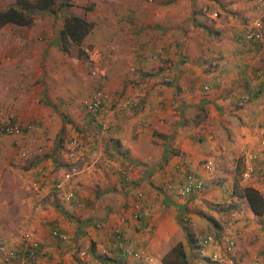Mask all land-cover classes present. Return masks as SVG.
<instances>
[{"label":"crops","instance_id":"obj_1","mask_svg":"<svg viewBox=\"0 0 264 264\" xmlns=\"http://www.w3.org/2000/svg\"><path fill=\"white\" fill-rule=\"evenodd\" d=\"M68 1L59 3L51 29L0 26V115L36 123L37 134L52 143L25 167L24 187L34 193L25 215L30 237L10 238L8 251L20 256L31 240L38 247L27 264H161L177 230L171 217L164 229L157 225L163 200L174 217L191 218L188 264L264 263V79L254 76L264 68V0ZM11 5L15 0H0V10ZM63 15L91 23L66 52L58 41ZM86 48L99 54V78L86 76L76 53ZM97 83L106 96L90 116L78 97ZM10 147V140L0 142V190L10 188L5 175L19 161ZM243 163L251 176L241 183L260 194V215L233 192L236 185L227 190ZM184 170L201 180L202 190L179 195L165 187L181 183ZM211 182L218 187L205 190ZM69 190L76 201L65 199ZM137 193L148 209L140 231L126 219ZM110 195L122 200L119 207L107 205ZM217 201L221 208L209 211L214 218L205 216L197 228L194 220L202 217L193 210ZM53 227L67 239L52 237ZM114 228L123 231V250Z\"/></svg>","mask_w":264,"mask_h":264},{"label":"rangeland","instance_id":"obj_2","mask_svg":"<svg viewBox=\"0 0 264 264\" xmlns=\"http://www.w3.org/2000/svg\"><path fill=\"white\" fill-rule=\"evenodd\" d=\"M31 1V0H29ZM62 0H52L53 4L50 6V8L48 9L49 11H45L42 10L36 14H34L32 22L29 24V26H27L26 28H32L33 30L36 31H43L45 30L47 27L49 29L55 27V25L52 24H56V15H60L61 16V10H60V5L59 3ZM68 0H65V4H68ZM70 4V3H69ZM68 7V6H67ZM56 17H55V16ZM64 16V15H63ZM66 17V16H64ZM64 18H62L63 21ZM36 20V21H35ZM51 21H53L51 23ZM34 22V23H33ZM30 25H32V27H30ZM19 26V25H16ZM93 49H77L76 53L77 55L83 60V62L85 63V71H86V76L90 77L91 75L89 74V64L87 63L86 59H87V54L89 51H91ZM82 52V53H80ZM97 52V51H96ZM98 53V52H97ZM96 62H100L99 60V55H98V59L96 60ZM88 67V68H87ZM100 73L98 74V76H94L99 78ZM99 84V83H97ZM96 84V85H97ZM96 85L94 86L91 85L89 86L90 89L89 91L83 95V96H79V102L80 105L82 107V102L83 100H85L87 98V96L92 92V90L96 87ZM102 86V84H100ZM16 120V118H14ZM13 119L14 122H16ZM0 120H9V119H4L1 115H0ZM20 123V122H19ZM28 125H30V127L28 129H26L24 132H22L20 135H16V136H10V135H5L6 136V140L3 138V136L0 137V142H5L8 143V140H10V145L12 146L11 150H13V154L19 153L20 156L18 157L19 161L16 165H11L12 168L9 167V170H7L5 175L6 178V182L9 185V189H5V186L2 185V189L0 190L2 199L1 202L4 201L5 204L3 208V210L5 211L3 216L0 217V257H2L1 255L3 254V251L6 252H10L8 251V249L10 248V243L9 240L14 239V238H23V235H26L24 237L29 238L30 234H28L25 231H29L28 229V225H29V221L27 220V216H28V211L29 208H31V201L28 203L27 200H29V196L32 198H34V193L29 191V186H28V179L26 180V177L24 176L27 171L25 169L26 166L29 167V165L31 164V158H35L37 155L38 156H42L44 154H47L50 148H51V144L49 139L46 136H40L39 134H37V131H39V126L36 123L30 122L27 123ZM72 146H76L73 145L74 143H72V141L70 142ZM203 160V159H201ZM30 162V163H29ZM203 163V162H202ZM201 163V164H202ZM200 164V165H201ZM204 164V163H203ZM203 164L201 166H203ZM247 166L243 163L242 168H237L235 169L233 172H231V182L229 181L228 185H227V190H231V184L236 185L235 189L237 192L240 191L241 187H244V185H246L245 183H241L242 179L244 178H249L251 176V172H248V175L245 177L243 176V172L246 170ZM212 170V169H208ZM212 178H215L214 175H212ZM241 183V185H240ZM24 185H26L28 188H25ZM30 185V184H29ZM210 186V187H218L217 182H211L208 184L204 185V189L206 190V187ZM203 189V185L202 188L200 190ZM199 190V191H200ZM23 192V193H22ZM16 193L15 197H12V194ZM156 196V200L159 201L160 200V195L155 194ZM25 200V201H23ZM107 202V205L109 207L111 206H117L119 207L121 205L122 200L114 197L113 195L108 196L106 199H104ZM214 203L219 204V206H214ZM212 202V206H202L199 209L193 210V213H197L199 212V214L201 215L202 218L197 217L195 218L194 222L196 223L197 228L202 229L204 226V224L202 223L201 219H205V216H211L213 217V215L209 212V211H217L219 210L220 207V203L219 201L217 202ZM1 204V203H0ZM159 205V216H163V219L160 220L162 217H159V223H157V225L159 226L160 229H164L165 225H166V221L164 219L170 218L172 219L173 225L177 227V230L173 233V241L170 246H168L164 252L162 253L161 256V260L160 263H168V264H180V260L178 259V252L175 251L176 245L180 244L181 245V249L184 253V257H185V264H188V255H187V251H186V244L192 243L191 240L194 237L193 236V232H190L189 229V225L192 222L190 219L189 215H183L182 213H179L178 215L176 214V217H174L171 213L170 207H168V204H165V202L162 203H158ZM143 208L146 209V212L148 214V209L147 207L144 205ZM168 208V209H166ZM10 211V214L5 215L6 211ZM173 212L175 211L174 209H172ZM175 214V212H174ZM27 215V216H25ZM25 216V218H24ZM188 216V218L181 220L182 217ZM216 216H218V218H220V215L217 214ZM127 217V216H126ZM174 217V218H173ZM176 218V219H175ZM214 218V217H213ZM26 219V220H25ZM145 219H146V215H145ZM189 219V220H188ZM186 221V222H185ZM169 222V221H168ZM147 224V223H145ZM189 224V225H188ZM22 226V227H21ZM24 226V228H23ZM23 228V229H22ZM23 232H25L24 234H22ZM217 233H221V231L217 230ZM215 236H217V234H215ZM20 238V239H21ZM215 239V238H214ZM35 241H31L29 240L28 242H26L27 244H33ZM35 244V243H34ZM228 246L226 248V251H228L231 247V243L228 242L227 243ZM24 245V246H26ZM7 246V247H6ZM3 247H5L4 249H2ZM2 260V258L0 259ZM230 264H237V262L235 261H231ZM264 264V263H261Z\"/></svg>","mask_w":264,"mask_h":264},{"label":"built area","instance_id":"obj_3","mask_svg":"<svg viewBox=\"0 0 264 264\" xmlns=\"http://www.w3.org/2000/svg\"><path fill=\"white\" fill-rule=\"evenodd\" d=\"M145 2H151L153 0H144ZM256 2H261L262 0H255ZM215 16V13L211 14ZM251 34H247L246 37L249 38ZM98 53L95 50H91L87 54V63L89 64V74L91 76H98L99 70L96 67V60L98 59ZM255 77H260L264 79V68H259L254 73ZM209 89L208 86H203V90ZM105 91L103 87L99 84L97 85L92 92L87 96L85 100L82 102V108L86 113L91 116H95L99 109L102 107V104L105 100ZM241 102H246L247 96L245 94L240 97ZM30 125H20L17 122H9L8 120H0V135H10L16 136L20 135L23 131L28 129ZM74 143V140H71ZM177 166L181 168V163H178ZM249 168H247L243 172V176H247L249 172ZM68 173H66V177H68ZM123 182L127 185L129 184L127 179H123ZM166 188L174 191L176 194L185 195L189 194L192 191H197L202 187L201 181L197 179L190 171H185L183 174V181L181 183H167L165 185ZM141 194L137 193L134 195V198L131 200L130 204L127 208L126 219L132 223V227L134 230H142L145 227V215L146 211L141 205ZM65 199L70 201H76L75 192L73 190H69L65 194ZM52 237L62 241L65 240L66 235L58 230H51L50 232ZM122 235L123 232L119 228H114L111 230V236L115 243L118 245L122 244ZM26 236V235H25ZM26 239V237H24ZM209 238H206L208 240ZM36 249L33 244H27L23 248L22 255L17 256L14 252H7L3 257L4 264H27L30 260H33L35 257Z\"/></svg>","mask_w":264,"mask_h":264},{"label":"trees","instance_id":"obj_4","mask_svg":"<svg viewBox=\"0 0 264 264\" xmlns=\"http://www.w3.org/2000/svg\"><path fill=\"white\" fill-rule=\"evenodd\" d=\"M52 4V0H15V5H11L0 10V26L7 23L19 26H27L32 22L34 14L42 10L49 11L48 9ZM90 29L91 23L85 21L83 18L75 15L64 17L62 21V27L58 35L59 48L66 52L70 43H79ZM240 104H242V102ZM8 121L12 122L13 119L9 118ZM233 192L239 196H243L246 199L247 204L253 214H261L263 209L262 199L260 194L255 189L249 186H244L240 188L239 192H237L234 188ZM124 240V235H122V244L124 243ZM122 244L118 245L116 243V248L119 250L122 249ZM34 246L35 249H37L38 244L35 243ZM175 251L178 252L180 264H185V257L180 244L176 245Z\"/></svg>","mask_w":264,"mask_h":264},{"label":"clouds","instance_id":"obj_5","mask_svg":"<svg viewBox=\"0 0 264 264\" xmlns=\"http://www.w3.org/2000/svg\"><path fill=\"white\" fill-rule=\"evenodd\" d=\"M208 167H209V165L206 164V168H208ZM185 171H188V170H184V171H183V174H184ZM191 173H192V172H191ZM192 174H193V173H192ZM193 175H194V174H193ZM194 176H195V175H194ZM195 177H196V176H195ZM196 178H197V177H196ZM197 179H198V178H197ZM199 180H200V179H199ZM200 181H201V180H200ZM176 184H178V183H176ZM201 184H202V182H201ZM127 186H128V185H127ZM201 188H202V187H201ZM201 188H200V189H201ZM200 189H199V190H200ZM199 190H197V191H199ZM173 192H174V191H173ZM192 192H194V191H192ZM174 193H175V192H174ZM189 194H190V193H189ZM185 195H186V194H185ZM129 204H130V202L128 203V205H129ZM127 208H128V207H127ZM126 211H127V210H126ZM145 223H146V219H145ZM145 225H146V224H145ZM53 229L58 230V229H56V228L53 227V228L50 229L49 234H50L51 230H53ZM119 229H120V228H119ZM143 229H144V228H143ZM120 230H121V229H120ZM58 231H60V230H58ZM121 231H122V230H121ZM135 231H137V230H135ZM139 231H140V230H139ZM61 232H62V231H61ZM122 232H123V231H122ZM64 234H65V233H64ZM50 235H51V234H50ZM65 235H66V234H65ZM24 236H25V235H24ZM54 238H55V237H54ZM206 238H209V237L207 236ZM206 238H205V239H202V241H204V242H208V240H210V238H209L208 240H206ZM66 239H67V236H66L65 240H66ZM62 241H64V240H62ZM24 247H25V246L22 247L21 253L23 252V248H24ZM10 252H12V251H10ZM6 253H7V252H5V254H6ZM5 254H4V255H5ZM35 254H36V253H35ZM80 255H83V254L80 253ZM3 257H4V256H3ZM1 262H2V264H4V263H3V258H2V260H1Z\"/></svg>","mask_w":264,"mask_h":264}]
</instances>
